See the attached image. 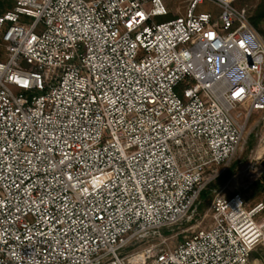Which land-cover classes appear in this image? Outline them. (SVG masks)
Listing matches in <instances>:
<instances>
[{
  "label": "built area",
  "instance_id": "2783aa9c",
  "mask_svg": "<svg viewBox=\"0 0 264 264\" xmlns=\"http://www.w3.org/2000/svg\"><path fill=\"white\" fill-rule=\"evenodd\" d=\"M10 1L0 264H254L264 200L239 192L214 195L173 247L162 236L196 221L251 116L264 126V40L247 8L185 0L157 21L167 0Z\"/></svg>",
  "mask_w": 264,
  "mask_h": 264
},
{
  "label": "rangeland",
  "instance_id": "374dc122",
  "mask_svg": "<svg viewBox=\"0 0 264 264\" xmlns=\"http://www.w3.org/2000/svg\"><path fill=\"white\" fill-rule=\"evenodd\" d=\"M185 0H167L170 13L157 21L167 20L176 15H183L185 12ZM263 0H234L238 6L247 8L249 15H254ZM13 2L10 0H0V14L10 8ZM198 11L214 12V5L205 3L197 8ZM29 22V19H24ZM255 28V27H254ZM264 40V21L258 28H255ZM0 58H4L3 49L0 48ZM264 133V126L259 122V114H253L248 120L244 141L240 149L234 155L227 171L220 175L213 182L208 184L202 191L197 204L196 221L182 222L173 226L171 229L163 230L162 236L165 239L164 247H173L178 244L184 235H188L192 229L198 224V221L206 213L212 197L216 194L231 196L234 193H241L249 203H256L264 200V182L260 185L256 183L260 181L264 172V148L261 142V135ZM208 222L205 218L203 223ZM159 240L150 241V245L158 243ZM145 244L137 247L141 250ZM254 264H264V247L257 249L253 253Z\"/></svg>",
  "mask_w": 264,
  "mask_h": 264
},
{
  "label": "trees",
  "instance_id": "16d2710c",
  "mask_svg": "<svg viewBox=\"0 0 264 264\" xmlns=\"http://www.w3.org/2000/svg\"><path fill=\"white\" fill-rule=\"evenodd\" d=\"M249 18H250V21H251L252 25L255 28H258L260 23L262 21H264V2L258 7V9L256 10L255 14L254 15H250ZM168 19H170V18H168ZM261 182H264V172H263V175H262L260 181H258L256 184L260 185Z\"/></svg>",
  "mask_w": 264,
  "mask_h": 264
}]
</instances>
